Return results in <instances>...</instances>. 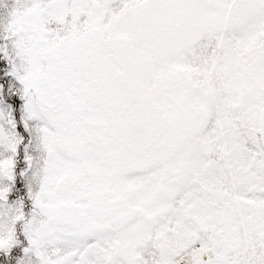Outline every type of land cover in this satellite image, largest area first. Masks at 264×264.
Here are the masks:
<instances>
[{"label": "snow or ice", "instance_id": "snow-or-ice-1", "mask_svg": "<svg viewBox=\"0 0 264 264\" xmlns=\"http://www.w3.org/2000/svg\"><path fill=\"white\" fill-rule=\"evenodd\" d=\"M0 264H264V0H0Z\"/></svg>", "mask_w": 264, "mask_h": 264}]
</instances>
